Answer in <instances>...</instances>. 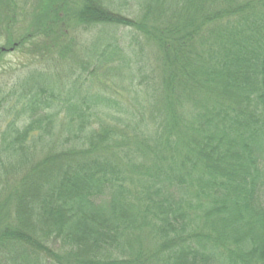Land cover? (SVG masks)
Segmentation results:
<instances>
[{"label":"trees","instance_id":"obj_1","mask_svg":"<svg viewBox=\"0 0 264 264\" xmlns=\"http://www.w3.org/2000/svg\"><path fill=\"white\" fill-rule=\"evenodd\" d=\"M15 1L0 55L24 38ZM69 2L32 8L41 53L71 22L132 28L137 51L103 34L73 79L34 72L0 97V264H264V0ZM146 47L152 77L130 64Z\"/></svg>","mask_w":264,"mask_h":264},{"label":"rangeland","instance_id":"obj_2","mask_svg":"<svg viewBox=\"0 0 264 264\" xmlns=\"http://www.w3.org/2000/svg\"><path fill=\"white\" fill-rule=\"evenodd\" d=\"M41 1L44 0H16L15 5L12 6L13 11L17 15V21L12 25V29H9V33L13 35V39L18 40L21 37L24 38H21V45H13V47H11L9 50L6 49V51H3V53L0 55V93H3L0 95V97L6 94V91L8 89L12 90L14 86H16L17 88L19 87V89H23L20 84L23 83V81H28L31 78L32 73L34 72L35 74L39 72H45L48 76L47 79H50V83L54 81L63 82L64 80L67 81L68 79H73L69 74L65 73L66 71L64 72V70L69 66L78 70V61L80 60V54H86L88 58L95 59L94 50L99 46L97 44V41L103 34L108 38L116 37L115 39L119 43L126 45L125 50L127 52L130 51L128 45L131 43H133L131 47L135 51H137V46L135 45L137 44V42H133L134 37L132 32H134V30L132 28H130V31H127L129 29L122 28L120 26L105 27L102 24H77L76 22H71L68 25L66 32L67 34L63 32L64 30L62 31V36L58 41V45L54 46L55 48H52L51 42L49 43V51L41 53V42L39 41V39H41L42 37H40V35L36 33V31L32 32L34 27V25L32 24V17L35 13V9L39 8V6L36 4L40 3ZM84 1L85 0H70L69 4L67 5L68 13H71L75 9H78L79 4L83 3ZM97 2L111 7L114 6V4H119V2L122 3V0H97ZM32 8L34 9V13H32ZM120 8L122 10V6H120ZM138 13L139 8L137 7V5L129 2L128 10L126 11L125 15L133 16L134 14H137L138 16H140V14ZM1 18L3 17H0V21ZM0 26L4 29V27L7 25L5 21H1ZM28 32L29 34L27 35ZM2 34L7 35L5 29ZM71 36L72 38H70ZM74 37H76L77 39L75 41V44H73L75 40ZM138 38L139 37L135 38L136 41ZM49 40H51V38H49ZM2 43H4V37L0 36V45ZM60 43H62L60 45L62 47L61 51L58 50ZM130 54H133V50H131ZM130 56L132 57V61L130 64L135 69H138L142 66L146 67L148 73H150L151 75L150 77H152V72H150L151 67L157 72L158 61L152 58V52L149 47H146V50L141 53V57L134 58V56ZM79 72H81L85 76H88L87 73L81 71V69L79 70ZM98 74L100 75V77H104L103 72L99 71ZM94 78L95 77L93 76L91 78L89 76L88 82H90V79H92V82H94ZM136 80L140 82L139 71L136 75ZM6 109V106H0V136L3 134V128L8 127L7 120L10 121L11 119L9 117V114H7L6 112ZM28 123L29 120L27 119L25 114L21 113L17 120L18 127L24 128ZM51 134L54 135V137L52 136V138H55L58 134V129L55 128V131ZM51 140L48 142V144L51 143ZM39 154L41 153H36L35 156ZM14 162L15 159L12 158L11 154L8 152L7 154L3 155L2 159H0V169L2 167H13ZM22 170H24V167L19 169L17 174ZM17 174L14 173V175H16V178L18 177ZM2 178L0 177V188L2 187V191L0 192V206L3 208V212L1 213L0 219H2L6 215V212L11 208L8 202L10 198L7 197L10 190H7V183ZM7 180L8 182L10 181V179Z\"/></svg>","mask_w":264,"mask_h":264}]
</instances>
